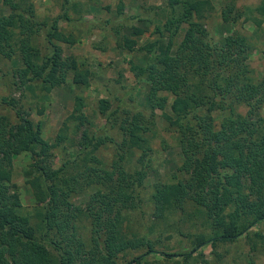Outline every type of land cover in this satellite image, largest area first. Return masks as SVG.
I'll return each instance as SVG.
<instances>
[{"label": "trees", "instance_id": "1", "mask_svg": "<svg viewBox=\"0 0 264 264\" xmlns=\"http://www.w3.org/2000/svg\"><path fill=\"white\" fill-rule=\"evenodd\" d=\"M236 1L224 3L223 22L234 24L243 18L260 27L264 0L255 7L238 6ZM1 2L9 12L0 15V53L21 62L13 69L18 88L33 82L49 92L64 84L70 72L75 83L86 82L77 59L64 56L56 43L79 42L59 26L60 19H70L69 6L48 21L37 18L28 0ZM70 7L76 13L89 10L81 3ZM122 9L120 3L117 12ZM149 9L162 19L154 25V32L166 34L168 41L161 52L156 51V42L152 43V59L129 60V68L138 81L148 82L150 97L164 92L174 96L176 116L163 113V117L178 132L183 155L180 178L154 183L149 197L152 214L159 221L179 211L186 218L200 219L210 230L196 235L192 251L179 254L187 264L205 245L221 259L223 253L214 249L218 243L248 237L251 228L264 221V116L260 114L264 72L258 80L253 79L249 65L253 45L246 35L233 31L215 38L206 27L204 21L214 10L212 0H164L163 5ZM127 28L129 34L121 35L118 44L141 49L137 38L144 29L135 24ZM179 32H183L182 38L174 45ZM42 33L50 45L43 54L35 44ZM135 104L125 107L121 101L114 109L108 98L99 99L98 112L106 123L118 126L121 140L115 141L107 133L90 135L85 129L78 142L80 152L47 170L39 161L64 141L67 121L74 122L78 131L88 123L83 96H75L72 113L50 142L42 137L40 123L34 122L15 98L0 94V264H120L119 258L127 252L145 248L129 261L141 264L154 252L153 241L124 228L126 214L142 201L151 151L147 134L154 129L153 112L146 116ZM5 107L14 111L15 121L2 111ZM109 142L116 146V153L106 166L96 152ZM135 150L141 154L130 165ZM22 153L35 159L31 167L36 174L28 179L35 196L31 211L25 210L11 183L13 159ZM83 195L81 202L76 200ZM188 205L192 207L189 212ZM86 227L87 234L83 231ZM253 234L264 238L260 232ZM203 254L198 253L206 262Z\"/></svg>", "mask_w": 264, "mask_h": 264}, {"label": "rangeland", "instance_id": "2", "mask_svg": "<svg viewBox=\"0 0 264 264\" xmlns=\"http://www.w3.org/2000/svg\"><path fill=\"white\" fill-rule=\"evenodd\" d=\"M33 3L34 11L38 19L50 20L62 14L67 9L70 19H60L59 26L64 33H72L79 42L69 45L56 42L62 47L64 56H74L78 62V70L86 74L85 83H75L73 72H70L64 84L52 88L49 92L41 91L35 83L29 82L24 87H17V79L13 76V69L20 67L21 62L16 58L0 53V94L10 95L15 98L18 106L28 112L29 117L40 123L42 137L54 142L61 131L66 118L72 113L76 95H81L85 101L84 114L88 123L75 128V123L67 121L68 128L63 130L66 138L60 145L51 149L50 156L43 157L39 161L45 168L52 169L60 165L64 157H75L80 149L78 142L83 130L88 133L100 135L107 133L115 141H120L122 132L118 126L106 123L103 115L98 112V101L108 98L111 107H120L121 101L130 107L138 104V110L149 116L154 115V129L147 134L151 148L148 154L149 173L141 189L142 201L139 207L128 211L124 228L130 234L143 236L154 243V252L142 260L141 264H187L180 253L193 250L195 237L198 234H208L209 229L202 225L200 219L186 218L181 212H176L165 220H157L153 217V204L150 194L155 182H173L181 177L179 167L183 160L181 149L178 145L177 131L164 119L163 113L176 116L178 106L175 105L174 96L166 92L158 97H150L148 94V82L138 81L130 71L129 60H137L139 63L152 59L151 44L156 42V51L161 52L168 41L166 34L159 35L154 32V25L162 23V19L148 7H156L164 4V0H28ZM229 0H212L214 10L205 19V25L215 38L221 35L238 31L249 38L253 45L249 57V65L253 79L258 80L264 72V22L257 27L253 20L245 21L241 18L236 23H224L221 18V9ZM73 3H81L88 12L76 13L70 6ZM122 3V13L117 12V6ZM261 0H237L238 6H252L260 4ZM9 8L0 0V15L8 14ZM257 17H260L256 13ZM138 17L141 19L138 20ZM93 24V25H92ZM129 24L144 29L143 34L137 38L138 47L141 49H128L118 44L123 34H129ZM119 32L116 33V29ZM129 30V31H128ZM183 32L174 37V45L181 40ZM35 44L43 54L49 50V43L43 33L37 36ZM175 49V46L172 50ZM122 99V100H121ZM244 112L246 108H240ZM15 121V113L8 107L2 109ZM264 116V107L260 111ZM218 120L220 119L217 115ZM116 146L106 143L96 152L97 156L108 166L115 157ZM141 152L135 150L130 165ZM34 158L30 153H22L13 159V177L11 183L19 192L21 202L26 211L35 207L34 188L29 183L36 172L31 167ZM85 195L79 196L77 201H82ZM192 209L190 205L186 210ZM36 225V222H33ZM86 226V225H85ZM88 233V228L83 230ZM264 235V221L253 226L248 232L249 236H241L235 242L218 243L214 248L217 253H223L220 259L211 252V246L205 245L198 248L190 258L191 264H264V238L255 237L254 232ZM256 249V251H252ZM227 250V252H225ZM145 248L129 251L124 257L119 258L120 264H132L135 256L143 253ZM203 251V262L198 255ZM167 254V255H166ZM196 259V260H195Z\"/></svg>", "mask_w": 264, "mask_h": 264}]
</instances>
